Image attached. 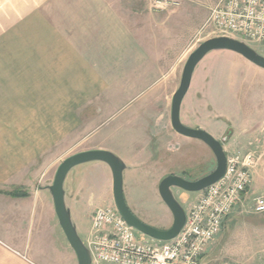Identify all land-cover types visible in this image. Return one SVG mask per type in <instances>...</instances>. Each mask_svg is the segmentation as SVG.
Masks as SVG:
<instances>
[{
  "label": "crops",
  "instance_id": "obj_1",
  "mask_svg": "<svg viewBox=\"0 0 264 264\" xmlns=\"http://www.w3.org/2000/svg\"><path fill=\"white\" fill-rule=\"evenodd\" d=\"M194 16L185 8L154 11L148 0H0V128L8 115L4 112L12 107V121L16 124L10 138L16 141L15 150L8 153L17 163L9 170L0 161V264H78L63 230L54 224L57 216L50 194L46 227L45 223L37 224L42 213L36 210L35 197L29 191L27 197H15L11 194L15 189L4 191V184L19 177L20 165L24 167L45 150L47 154L67 155L71 137L85 123L98 121L100 114L93 109L102 105L115 106L123 100L138 99L140 110L135 122L145 125V129L141 128L134 145L141 146L140 140H145L146 149L152 146V140L162 136L164 111L158 107H172L185 64L201 42L196 39ZM211 53H231L243 65L249 77L242 79L235 71L236 87H244L250 81L260 86L264 69L234 52ZM15 76L23 83L15 84ZM26 76H30L28 80ZM31 78L37 79L38 84ZM209 83L210 79L201 76L191 81L197 89L200 84ZM39 114L47 115V120H42L47 123V133L43 127V133L35 134L30 125ZM237 133L223 145L225 152L243 154L241 148L231 153L227 149L255 145L261 162L235 211L247 201L253 206L254 199L264 194L253 188L264 181V116L245 117L238 124ZM4 136L0 129V147L4 146ZM115 136L116 133L109 138L108 146L95 145L85 151H110ZM223 138L218 137L220 141ZM3 153L2 149L0 154ZM112 189L109 177L99 192L90 185L88 200L105 203L111 198ZM20 204L31 207L22 218ZM230 217L234 218L233 213ZM226 223L224 228H228ZM246 230L255 236L250 244L258 245L257 255L263 259L264 227ZM239 231H232L233 236Z\"/></svg>",
  "mask_w": 264,
  "mask_h": 264
},
{
  "label": "rangeland",
  "instance_id": "obj_2",
  "mask_svg": "<svg viewBox=\"0 0 264 264\" xmlns=\"http://www.w3.org/2000/svg\"><path fill=\"white\" fill-rule=\"evenodd\" d=\"M151 1L148 0L149 3ZM219 1L181 0L179 8L157 11L168 12L185 8L189 12H194V17H196L194 21L196 20L197 23L196 39L201 41L195 48L196 50L206 40L215 38L211 34V29L206 27V23L210 17L211 9ZM248 46L264 56V44H249ZM230 54L211 53L198 64L193 77L201 76L205 80L210 79V83L207 85L200 84L198 86L200 89H197L193 84L190 85L191 88L182 103L180 114L182 124L188 128L198 129L201 127V130L206 131L217 140H219V135L227 137L229 140L226 143L223 142V145L230 143L231 139L238 134V124L245 117L262 119L264 116V77H259L260 86L251 84L250 81L244 87L241 85L236 87L235 71L239 72L240 78L242 75V79L248 78L249 74L242 68L243 65ZM29 77L26 76V80ZM36 80L32 79V82L38 84ZM14 81L17 85L23 83L22 81L18 82L17 78ZM198 94L201 97H198ZM7 103L10 104V102L4 101V104ZM3 106L6 109V106ZM11 108L4 112L8 115H5L2 121L3 126L0 128L5 134L4 146L0 147V152L2 153V149L4 152L2 155L0 154V161L2 159L5 167H8L9 170L13 166H17V163L11 160L12 153H8L15 150L14 143L16 141L10 138L11 132L15 131L12 128L16 124L12 121ZM93 110L100 114L98 121L85 123L78 129L77 135L71 137L69 141L71 146H69L67 155L47 154V150L37 154L33 157L32 162L24 167L19 166V168L22 167L18 172L19 177L13 178L9 184H4L3 190L15 189V191L26 193L29 191L32 197H35L33 200L36 201L37 212L42 213L38 215L41 218H37V224L38 222L45 223L47 227V194H50L48 188L53 185L60 165L67 158L85 152V149L89 147L95 145L108 146L109 138L116 133L110 144L112 150L109 152L119 157L127 166L123 173V188L127 206L146 225L161 231L169 230L173 225L174 218L160 197L159 185L161 181L170 175L180 176L188 181H197L208 176L217 167V161L211 149L202 141L186 138L175 132L170 121V107H158L160 112L164 111V122L160 124L162 136L153 139L152 146L147 149L144 146L145 140H140L143 143L141 146L134 145L140 137L141 128L145 129V125L141 126L138 121L135 122V119L138 118L136 112L140 110L138 99L123 100L115 106L102 105ZM7 117L10 118L5 120ZM35 119L34 123H30L31 127L34 128L35 134L43 133L47 123L42 120H47V115L39 114L35 116ZM22 130L25 129L20 131ZM23 141L25 140H20V142ZM240 148L245 153L254 150L255 145L229 147L227 151L231 153L236 150L237 152ZM104 164L91 162L79 165L70 171L65 181L66 205L71 210L72 220L84 243L90 234L91 218L96 208L115 206L113 194L105 203H98L93 199L88 200L87 191L90 185H93V188L99 192L101 187H104L108 177L109 180H112V172L108 168L109 166L106 167ZM253 188L255 191L263 193L264 181H262V185H254ZM172 191L186 213L200 196V193L186 192L176 188H173ZM247 203L248 201L238 210H234L236 212H233L234 218L230 217L229 223H226L228 228H223L222 233L208 247L203 258V264H223L226 262L232 264H264V257L262 259L257 255L260 250L258 245L250 244L255 236L246 230L254 226L264 227V214L253 213L252 206ZM20 205L22 218V214L29 211L31 207ZM53 220L54 224H59L58 218L54 217ZM238 229L240 230L239 234L236 237L233 236L232 231L236 232ZM135 235L138 240L144 243L152 241L151 238L136 230ZM245 239L248 240L245 241ZM156 242L164 244V242Z\"/></svg>",
  "mask_w": 264,
  "mask_h": 264
},
{
  "label": "built area",
  "instance_id": "obj_3",
  "mask_svg": "<svg viewBox=\"0 0 264 264\" xmlns=\"http://www.w3.org/2000/svg\"><path fill=\"white\" fill-rule=\"evenodd\" d=\"M151 5L155 11L179 8L181 0H152ZM206 27L215 37L262 45L264 0H220L211 9ZM226 155L225 175L200 192L186 213V223L179 235L164 244L138 240L135 229L115 206L98 208L91 218L90 234L85 242L92 264H203L208 247L242 203L261 162V156L254 150ZM252 211L264 214V194L254 199Z\"/></svg>",
  "mask_w": 264,
  "mask_h": 264
},
{
  "label": "water",
  "instance_id": "obj_4",
  "mask_svg": "<svg viewBox=\"0 0 264 264\" xmlns=\"http://www.w3.org/2000/svg\"><path fill=\"white\" fill-rule=\"evenodd\" d=\"M230 51L239 54L253 65L264 69V56L257 53L246 43L229 37H215L206 40L189 56L183 69L181 84L175 92L171 107V124L176 133L186 138L202 141L214 154L217 167L214 172L197 181H188L183 177L170 175L165 177L159 185V194L173 215L174 222L169 230L161 231L146 225L139 220L126 204L123 188V173L126 164L115 154L106 150H91L75 154L67 158L58 168L53 185L48 190L53 199L55 212L59 225L63 230L67 241L75 252L78 264H92V255L79 235L77 226L72 220L71 210L66 205L65 181L70 171L82 164L102 162L109 166L112 172L114 205L127 224L136 231L148 236L152 240L168 242L176 238L186 223V212L176 199L172 189H180L191 193H200L211 185L217 183L225 175L227 167V155L223 142L201 129H191L181 122V106L187 95L193 73L198 64L211 52Z\"/></svg>",
  "mask_w": 264,
  "mask_h": 264
},
{
  "label": "trees",
  "instance_id": "obj_5",
  "mask_svg": "<svg viewBox=\"0 0 264 264\" xmlns=\"http://www.w3.org/2000/svg\"><path fill=\"white\" fill-rule=\"evenodd\" d=\"M15 197H27L28 193L23 192V191H15L11 193Z\"/></svg>",
  "mask_w": 264,
  "mask_h": 264
}]
</instances>
